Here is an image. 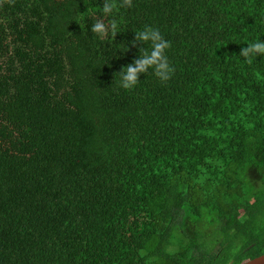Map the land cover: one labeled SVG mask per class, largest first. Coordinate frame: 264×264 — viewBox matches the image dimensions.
Instances as JSON below:
<instances>
[{
  "label": "trees",
  "instance_id": "trees-1",
  "mask_svg": "<svg viewBox=\"0 0 264 264\" xmlns=\"http://www.w3.org/2000/svg\"><path fill=\"white\" fill-rule=\"evenodd\" d=\"M103 3L0 0V264L264 255V0H133L112 43ZM145 25L175 72L124 90Z\"/></svg>",
  "mask_w": 264,
  "mask_h": 264
},
{
  "label": "clouds",
  "instance_id": "clouds-1",
  "mask_svg": "<svg viewBox=\"0 0 264 264\" xmlns=\"http://www.w3.org/2000/svg\"><path fill=\"white\" fill-rule=\"evenodd\" d=\"M125 6L131 8L133 0H104L100 7V18L95 19L92 24L91 31L94 36L112 43L115 35L124 30L119 16L120 9ZM134 32L135 38L131 44L135 46L139 42L146 47H141L138 57L118 73L119 86L124 90H132L141 82V74L147 75L150 71L161 83H167L175 72L168 55L172 42L158 27L152 25H145ZM246 45L239 53L246 63L251 64L258 56H264V39H257Z\"/></svg>",
  "mask_w": 264,
  "mask_h": 264
},
{
  "label": "water",
  "instance_id": "water-1",
  "mask_svg": "<svg viewBox=\"0 0 264 264\" xmlns=\"http://www.w3.org/2000/svg\"><path fill=\"white\" fill-rule=\"evenodd\" d=\"M245 264H264V255L248 261Z\"/></svg>",
  "mask_w": 264,
  "mask_h": 264
}]
</instances>
